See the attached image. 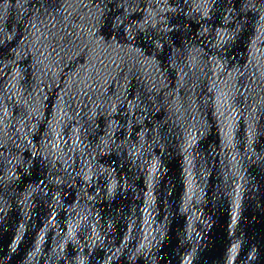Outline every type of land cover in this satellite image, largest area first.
I'll list each match as a JSON object with an SVG mask.
<instances>
[{
    "label": "water",
    "instance_id": "water-1",
    "mask_svg": "<svg viewBox=\"0 0 264 264\" xmlns=\"http://www.w3.org/2000/svg\"><path fill=\"white\" fill-rule=\"evenodd\" d=\"M0 264H264V0H0Z\"/></svg>",
    "mask_w": 264,
    "mask_h": 264
}]
</instances>
